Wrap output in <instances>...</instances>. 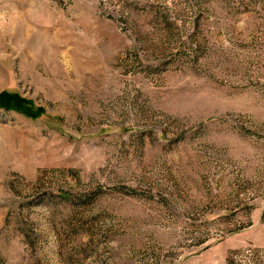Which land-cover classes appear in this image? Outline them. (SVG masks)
Returning <instances> with one entry per match:
<instances>
[{"label":"rangeland","instance_id":"obj_1","mask_svg":"<svg viewBox=\"0 0 264 264\" xmlns=\"http://www.w3.org/2000/svg\"><path fill=\"white\" fill-rule=\"evenodd\" d=\"M0 264H264V0H0Z\"/></svg>","mask_w":264,"mask_h":264}]
</instances>
